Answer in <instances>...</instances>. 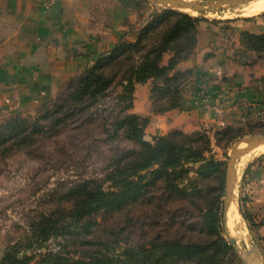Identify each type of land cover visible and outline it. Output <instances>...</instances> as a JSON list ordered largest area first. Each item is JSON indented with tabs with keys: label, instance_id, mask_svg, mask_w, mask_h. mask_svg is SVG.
I'll return each mask as SVG.
<instances>
[{
	"label": "trees",
	"instance_id": "obj_1",
	"mask_svg": "<svg viewBox=\"0 0 264 264\" xmlns=\"http://www.w3.org/2000/svg\"><path fill=\"white\" fill-rule=\"evenodd\" d=\"M117 3L139 19L149 8L144 0ZM207 21L156 12L135 42H121L69 79L35 115L0 122V168L69 131L89 138L76 146L84 158L103 154L98 145L109 147L102 173L71 181L55 206L38 215L27 241L9 246L0 264H244L225 238L226 162L211 155L209 132L174 130L149 141L151 117L132 112L136 86L145 84H151L153 115L181 108L193 72L177 68L196 52ZM241 43L244 52L264 57V33L244 32ZM262 129L225 128L215 134L216 145L229 148ZM240 202L248 227L259 234L264 222Z\"/></svg>",
	"mask_w": 264,
	"mask_h": 264
},
{
	"label": "crops",
	"instance_id": "obj_2",
	"mask_svg": "<svg viewBox=\"0 0 264 264\" xmlns=\"http://www.w3.org/2000/svg\"><path fill=\"white\" fill-rule=\"evenodd\" d=\"M101 1L0 0V120L52 101L69 79L121 42H135L152 16L139 19L117 0ZM244 32L263 34L264 21L201 24L196 52L177 68L193 72L179 110L153 115L151 84L136 86L132 112L151 117L148 140L155 133L244 124L249 121L244 113L251 119L264 115V57L244 52ZM250 103H258V111L248 109ZM258 236L264 243V227ZM258 261L264 264V257Z\"/></svg>",
	"mask_w": 264,
	"mask_h": 264
},
{
	"label": "rangeland",
	"instance_id": "obj_3",
	"mask_svg": "<svg viewBox=\"0 0 264 264\" xmlns=\"http://www.w3.org/2000/svg\"><path fill=\"white\" fill-rule=\"evenodd\" d=\"M101 2L108 4L109 0H102ZM146 4L149 6L147 13L151 15L169 9L165 6L153 5L148 2ZM241 8L220 13H198L197 16L207 20H220L222 22L238 19L247 21L263 20L259 15L249 18L238 16L237 10ZM42 104L32 110L11 114L9 117L17 115L33 116ZM257 113H261V111ZM243 116L249 120L244 124L220 126L215 131L212 128L206 130L213 141L211 155L216 159L227 163L231 147H218L215 141V134L228 127H246L247 129L248 126L264 125V115H256L252 119L249 114L244 113ZM7 118L0 120V122ZM154 135L156 136L158 133ZM263 135L249 134L245 137ZM61 137L59 141H47L21 152L0 168V258L9 246L18 241H27V236H30L32 227L38 220V215L55 206L53 200L60 194L65 193L71 181L81 175L94 178L102 173L105 164L104 158L107 155L104 152L108 153L109 147L98 145L97 147L103 154L93 153V157L88 159L84 158L86 152L84 154V151L76 153V146L82 147L89 140L86 134L77 136L75 131H69ZM151 137L152 135L149 133L148 138ZM64 147L67 151L66 154L61 152ZM263 155L264 153L251 154L241 160L237 166L238 186L236 189L244 221L245 218L240 202L241 197L244 199V210L257 215L259 222H264V158L260 159ZM258 221L256 222L259 223ZM245 226V240L240 245H236V247L250 264H261L258 259L262 256L264 257L262 249L264 243L260 242L261 239L257 232L252 231L246 221ZM51 244L52 242H49V246ZM31 252L29 251V253Z\"/></svg>",
	"mask_w": 264,
	"mask_h": 264
},
{
	"label": "water",
	"instance_id": "obj_4",
	"mask_svg": "<svg viewBox=\"0 0 264 264\" xmlns=\"http://www.w3.org/2000/svg\"><path fill=\"white\" fill-rule=\"evenodd\" d=\"M158 6L174 4L181 9L192 12L207 14L220 13L232 9L247 6L252 0H144ZM264 147V135L255 137H245L238 139L230 149L228 161L226 163L225 196L223 199V230L227 241L235 248L237 254L244 264H250L236 247V232L233 226L232 199L238 186L237 165L242 156L249 150L257 147Z\"/></svg>",
	"mask_w": 264,
	"mask_h": 264
},
{
	"label": "bare ground",
	"instance_id": "obj_5",
	"mask_svg": "<svg viewBox=\"0 0 264 264\" xmlns=\"http://www.w3.org/2000/svg\"><path fill=\"white\" fill-rule=\"evenodd\" d=\"M166 7L172 10H177V11L190 14L192 16L198 15V13L196 12H192L187 9H181L178 6H175L174 4H169ZM237 14L238 16L244 17V18H249V17L258 16L260 14H264V0H252L247 6H244L241 9L237 10ZM263 153H264V147L257 146L247 151L242 156L241 160L245 159L247 156H250L251 154H263ZM232 208L234 209L233 210V226L236 232V245L238 246L245 240L246 226H245V221L240 211L237 189L235 190L234 195H233Z\"/></svg>",
	"mask_w": 264,
	"mask_h": 264
},
{
	"label": "built area",
	"instance_id": "obj_6",
	"mask_svg": "<svg viewBox=\"0 0 264 264\" xmlns=\"http://www.w3.org/2000/svg\"><path fill=\"white\" fill-rule=\"evenodd\" d=\"M205 105L208 108L215 109V104L210 99H206ZM247 106H248V109H250V110L252 109L254 111H258V109H259V104L258 103H250ZM222 126H224V125H222Z\"/></svg>",
	"mask_w": 264,
	"mask_h": 264
}]
</instances>
